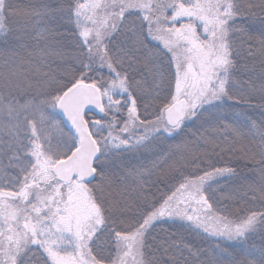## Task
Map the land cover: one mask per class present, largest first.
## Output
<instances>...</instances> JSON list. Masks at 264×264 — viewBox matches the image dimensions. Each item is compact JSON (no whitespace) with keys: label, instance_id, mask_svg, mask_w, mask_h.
Returning <instances> with one entry per match:
<instances>
[{"label":"snow or ice","instance_id":"6c2138e0","mask_svg":"<svg viewBox=\"0 0 264 264\" xmlns=\"http://www.w3.org/2000/svg\"><path fill=\"white\" fill-rule=\"evenodd\" d=\"M0 264H264V0H0Z\"/></svg>","mask_w":264,"mask_h":264},{"label":"trees","instance_id":"16d2710c","mask_svg":"<svg viewBox=\"0 0 264 264\" xmlns=\"http://www.w3.org/2000/svg\"><path fill=\"white\" fill-rule=\"evenodd\" d=\"M217 166H222V165H219V164H218Z\"/></svg>","mask_w":264,"mask_h":264}]
</instances>
